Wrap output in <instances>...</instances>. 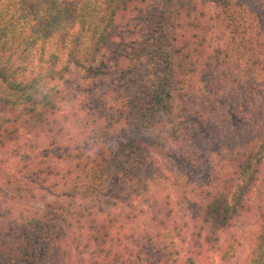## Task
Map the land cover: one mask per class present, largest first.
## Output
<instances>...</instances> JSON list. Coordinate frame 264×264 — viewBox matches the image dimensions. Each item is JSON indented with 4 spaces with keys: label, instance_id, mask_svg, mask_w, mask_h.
I'll list each match as a JSON object with an SVG mask.
<instances>
[{
    "label": "rangeland",
    "instance_id": "374dc122",
    "mask_svg": "<svg viewBox=\"0 0 264 264\" xmlns=\"http://www.w3.org/2000/svg\"><path fill=\"white\" fill-rule=\"evenodd\" d=\"M200 2L212 43L206 49L210 62L190 87L172 92L178 139L170 149L152 150L143 141L140 147L139 136L129 140L140 105L162 75L149 56L152 36L170 49L192 34L177 15L179 0H145L120 17L95 62L97 76L72 67L62 81L68 114L62 134L23 133L0 149L4 168L21 178L8 183L0 174V241L23 244L21 264H155L150 196L169 200L178 227L192 230L194 218L232 175L227 140L251 136L248 129L264 110V0ZM25 180L33 194L14 191L13 184ZM247 205L220 234L224 244L236 243L229 264L251 258L264 208V175ZM54 214L63 218L52 231L55 245L48 244L45 229L40 240L23 235L25 219L49 221ZM109 218L118 224L110 253L109 243L104 247L93 238Z\"/></svg>",
    "mask_w": 264,
    "mask_h": 264
},
{
    "label": "trees",
    "instance_id": "16d2710c",
    "mask_svg": "<svg viewBox=\"0 0 264 264\" xmlns=\"http://www.w3.org/2000/svg\"><path fill=\"white\" fill-rule=\"evenodd\" d=\"M144 1L0 0V149L23 133H63L68 114L62 108L67 93L62 81L76 65L97 76L101 70L95 62L112 37L117 20L136 10ZM177 15L183 18L185 28L193 29L192 34L170 49L159 47L156 35L152 36L154 41L149 56L160 66L162 75L156 89L140 105L133 138L129 140L132 143L139 136L140 147L148 143L152 150H168L177 141L172 92L190 87L199 71L210 62L206 49L212 43L207 34V14L200 0H179ZM164 22L159 27H163ZM253 62L258 64L256 60ZM161 113L163 118H159ZM257 114L260 118L255 117L253 128L248 129L251 136L237 135L227 140L234 171L223 187L211 195L202 214L194 218L192 230L190 225L184 232L178 227L169 200L157 194L150 196V220L157 244L155 264L231 262L236 243L224 244L220 234L233 226L247 209V203L264 175V110ZM0 174L7 176L8 183L21 180L6 170L1 160ZM116 177L118 175L110 176ZM13 188L21 195L34 192L26 180L19 185L13 184ZM62 219L55 214L49 221L41 216H30L21 225L24 226L22 233L40 240L38 233L45 229L48 244L55 245L57 236L52 231ZM117 226V222L109 218V226L108 223L100 226L93 237L104 247L109 243V253L118 236ZM20 236L21 233L19 239ZM0 245V264H21L24 260L19 255L24 249L21 242L9 247L1 240ZM72 264L93 263L73 261ZM247 264H264V208Z\"/></svg>",
    "mask_w": 264,
    "mask_h": 264
}]
</instances>
